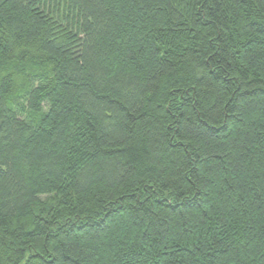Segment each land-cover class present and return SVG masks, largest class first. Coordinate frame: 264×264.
<instances>
[{
    "label": "trees",
    "instance_id": "16d2710c",
    "mask_svg": "<svg viewBox=\"0 0 264 264\" xmlns=\"http://www.w3.org/2000/svg\"><path fill=\"white\" fill-rule=\"evenodd\" d=\"M0 264H264V0H0Z\"/></svg>",
    "mask_w": 264,
    "mask_h": 264
}]
</instances>
